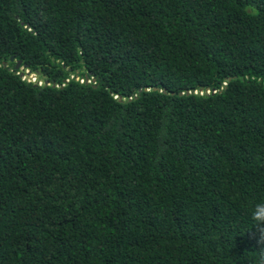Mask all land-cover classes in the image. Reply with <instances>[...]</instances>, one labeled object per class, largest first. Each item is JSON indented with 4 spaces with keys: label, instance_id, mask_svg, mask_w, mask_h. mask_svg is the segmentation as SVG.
I'll use <instances>...</instances> for the list:
<instances>
[{
    "label": "trees",
    "instance_id": "16d2710c",
    "mask_svg": "<svg viewBox=\"0 0 264 264\" xmlns=\"http://www.w3.org/2000/svg\"><path fill=\"white\" fill-rule=\"evenodd\" d=\"M254 211L264 0H0V264H264Z\"/></svg>",
    "mask_w": 264,
    "mask_h": 264
},
{
    "label": "built area",
    "instance_id": "2783aa9c",
    "mask_svg": "<svg viewBox=\"0 0 264 264\" xmlns=\"http://www.w3.org/2000/svg\"><path fill=\"white\" fill-rule=\"evenodd\" d=\"M70 76H72V75H70ZM74 77H75L76 79H78L79 81H87V82H88V81H93L92 78L87 77V76L82 77V76H77V75H76V76H74ZM21 78H25L26 80H30V81L36 82L37 84H41V83L43 82V80L40 79V78H38L34 72H29V73L27 74V76L21 75ZM202 90H204V91H208L209 88H204V89L198 88V89H194V91H198L199 93H201ZM211 90L213 91L214 89H211Z\"/></svg>",
    "mask_w": 264,
    "mask_h": 264
},
{
    "label": "clouds",
    "instance_id": "9594fccd",
    "mask_svg": "<svg viewBox=\"0 0 264 264\" xmlns=\"http://www.w3.org/2000/svg\"><path fill=\"white\" fill-rule=\"evenodd\" d=\"M28 73L29 72L26 69L23 75L25 76V74H28ZM251 218L253 221V228H255L258 224H264V213L254 211L251 213Z\"/></svg>",
    "mask_w": 264,
    "mask_h": 264
},
{
    "label": "water",
    "instance_id": "95a60500",
    "mask_svg": "<svg viewBox=\"0 0 264 264\" xmlns=\"http://www.w3.org/2000/svg\"><path fill=\"white\" fill-rule=\"evenodd\" d=\"M9 58L12 59V56H10ZM19 63H20V60L17 59V60L15 61V63H14V67L16 68V67L19 65Z\"/></svg>",
    "mask_w": 264,
    "mask_h": 264
},
{
    "label": "rangeland",
    "instance_id": "374dc122",
    "mask_svg": "<svg viewBox=\"0 0 264 264\" xmlns=\"http://www.w3.org/2000/svg\"><path fill=\"white\" fill-rule=\"evenodd\" d=\"M22 68V67H21ZM26 69H24L23 71L25 72ZM25 76H27V74H25Z\"/></svg>",
    "mask_w": 264,
    "mask_h": 264
}]
</instances>
